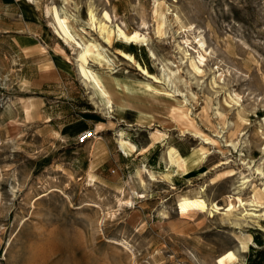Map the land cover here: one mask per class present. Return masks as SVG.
<instances>
[{
	"label": "rangeland",
	"instance_id": "rangeland-1",
	"mask_svg": "<svg viewBox=\"0 0 264 264\" xmlns=\"http://www.w3.org/2000/svg\"><path fill=\"white\" fill-rule=\"evenodd\" d=\"M39 5L48 46L0 33V264H264V0Z\"/></svg>",
	"mask_w": 264,
	"mask_h": 264
},
{
	"label": "crops",
	"instance_id": "crops-1",
	"mask_svg": "<svg viewBox=\"0 0 264 264\" xmlns=\"http://www.w3.org/2000/svg\"><path fill=\"white\" fill-rule=\"evenodd\" d=\"M39 1L0 0V33L15 41L22 51H30V46L38 43L48 46L52 40L53 33Z\"/></svg>",
	"mask_w": 264,
	"mask_h": 264
},
{
	"label": "bare ground",
	"instance_id": "bare-ground-1",
	"mask_svg": "<svg viewBox=\"0 0 264 264\" xmlns=\"http://www.w3.org/2000/svg\"><path fill=\"white\" fill-rule=\"evenodd\" d=\"M50 16H51V12L48 10V12H47ZM59 22H60V24H63V26L66 24L65 23V21L63 20L62 21V19H60L59 18ZM64 29H65V26H64ZM63 32V31H62ZM66 36V35H65ZM198 43H199V47H201V49H203L205 46H206V42L204 41V39L201 37L200 39H199V41H198ZM74 45V44H73ZM82 53V52H81ZM84 82H86V81H84ZM94 83H95V81H94ZM86 84V83H85ZM97 84V83H96ZM88 85V84H87ZM100 88V87H99ZM99 92H101L103 95H104V93H103V91H102V89L99 91ZM95 104L97 105V103L95 102ZM110 104V103H109ZM99 105V104H98ZM98 107V106H97ZM122 149V148H121ZM249 180H246V181H244L243 183H246V182H248ZM250 182V181H249ZM248 182V183H249Z\"/></svg>",
	"mask_w": 264,
	"mask_h": 264
},
{
	"label": "built area",
	"instance_id": "built-area-1",
	"mask_svg": "<svg viewBox=\"0 0 264 264\" xmlns=\"http://www.w3.org/2000/svg\"><path fill=\"white\" fill-rule=\"evenodd\" d=\"M93 136H94L93 131L84 132L82 136L80 137V142H84L85 140Z\"/></svg>",
	"mask_w": 264,
	"mask_h": 264
}]
</instances>
